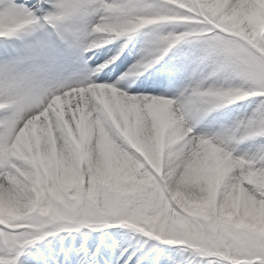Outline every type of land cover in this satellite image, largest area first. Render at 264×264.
I'll list each match as a JSON object with an SVG mask.
<instances>
[{
    "label": "snow or ice",
    "instance_id": "obj_1",
    "mask_svg": "<svg viewBox=\"0 0 264 264\" xmlns=\"http://www.w3.org/2000/svg\"><path fill=\"white\" fill-rule=\"evenodd\" d=\"M44 3L0 0V37L35 34L19 59L0 63V264H19L53 230L109 222L186 245L201 264H264V153L236 155L186 123L210 107L264 97V0ZM93 11L104 13L90 26L100 38L184 26L158 37L159 54L138 62L144 70L177 42L198 41L245 84L198 85L177 100L62 81L56 70L74 57ZM242 130L264 134V103Z\"/></svg>",
    "mask_w": 264,
    "mask_h": 264
},
{
    "label": "bare ground",
    "instance_id": "obj_2",
    "mask_svg": "<svg viewBox=\"0 0 264 264\" xmlns=\"http://www.w3.org/2000/svg\"><path fill=\"white\" fill-rule=\"evenodd\" d=\"M23 1L29 4V6L38 2V0ZM39 2L46 8L50 7V5L44 3V0H39ZM37 14L40 15L41 13L38 11ZM100 15H102L100 12L93 11L85 18L86 22L80 24L78 29L79 36L75 42L74 57L70 62L61 63L56 70L55 75L60 80L71 83L90 78L92 80H97L96 82L116 83L122 90H127L133 94L164 95L167 97H175L177 100H179L186 93V88L179 83L183 76L177 67L179 64L178 57L173 55V53L172 55H168L170 54L168 53L162 59L153 63L151 67H148L147 70H144L137 62L132 63L135 60L133 43L137 38L136 36L132 35L130 38L124 36L115 38L113 36H108L100 38L97 37V34L91 31L90 26L97 22ZM45 29L48 31L51 30L48 25H45ZM45 29H42V32H44ZM34 35L35 34L32 32L22 31L18 35L0 37V47L4 48L3 53L0 54V63L13 62L19 59L20 55L25 52L27 45L33 42ZM93 37L97 38L90 44L89 41L92 40ZM121 48L122 51L120 52ZM5 53H7V55ZM113 57H115V59H112ZM130 58H132V61L126 62ZM166 59L176 60L177 62L169 64ZM188 67L189 71L194 70L193 65H188ZM72 71L78 73L80 75L79 78L72 77ZM188 80L189 82H186L188 84H194L196 82L194 81V75L193 78L188 75L186 81ZM141 84L147 85L148 87L137 89V86ZM180 86V91L176 90V88H179ZM134 90L136 91L134 92ZM187 117L188 116H186V123H188ZM194 131H196V128ZM106 229L112 228L107 227ZM78 236H80L81 240H83V244L80 247L82 249L81 259L85 261H89L92 258V261L97 260L96 255L94 257H90L91 255L87 252V248L92 245L93 248H91L93 251L96 252V250L100 248V250L105 251L106 253L105 256H101V264H113L111 256L113 251L116 249L115 245H110L109 249H106L105 245V239L112 236L109 238H111V240L114 239L121 246L122 251L125 247H129L130 250L140 253V256L136 260V264H147L149 262V258L141 255L147 253L154 247L156 248L155 258H158L157 264H198L200 262V259H197L196 257L192 260L193 263L191 261H187L184 257H182L183 254L180 253L179 249L173 254L162 257L161 250L163 251V249H167L165 248V245H162L161 247V245L155 243L151 237L146 236L144 233L139 232L132 227H116L115 229H112V232L108 235V237L101 231L89 232L83 227L79 230H73V228L63 230L54 237L46 236L43 239L45 242L36 240L34 242L35 247L40 249L36 250V254L41 255L44 244L53 239L62 242L64 240V242L70 244L75 242V239ZM86 243H88V245H86ZM29 247L30 246L28 245L26 249H29ZM71 248V246H68L66 249L62 250L63 255L61 256L63 259L57 264H81L75 261L76 256L72 253ZM45 253L46 252L41 255L43 258L37 257L36 259V256H34L32 252H30L28 257H26L25 251L23 250L22 254L19 256V264H24L26 259H29L31 264H55L51 259L54 255L46 257ZM185 253L187 254V251ZM179 254H181V256ZM79 255L80 254H78L77 257H79ZM175 255L177 256L175 257ZM182 258H184V262L180 263L179 260Z\"/></svg>",
    "mask_w": 264,
    "mask_h": 264
},
{
    "label": "rangeland",
    "instance_id": "obj_3",
    "mask_svg": "<svg viewBox=\"0 0 264 264\" xmlns=\"http://www.w3.org/2000/svg\"><path fill=\"white\" fill-rule=\"evenodd\" d=\"M17 3H26L23 0H16ZM109 3H116V4H124L127 0H107ZM159 2H163V0H159ZM44 7V6H43ZM47 9L46 7H44ZM103 14V12H100ZM94 24V23H93ZM185 28L183 25L180 24H158V25H149L145 26L141 29H138L136 32L133 33L136 36V40L133 43L134 47V57L135 60L132 62H140L142 60L151 59L153 56L158 55V46L156 41L159 36L166 34L170 31H184ZM132 34V33H131ZM129 34V35H131ZM127 35L126 37H128ZM125 37V36H124ZM115 51V49H114ZM113 51V52H114ZM170 53V54H168ZM175 55L179 58V64L177 65L178 69L182 73L183 78L179 83H181L186 90L194 88L196 86L200 87H215V88H226L229 86H237L245 84L243 81L234 71L229 68H225L221 66V62L215 56H205L203 51V46L198 41H179L177 44L172 46L167 53H165L162 57L166 54L168 55ZM109 54V53H108ZM105 57V56H104ZM133 58V57H132ZM132 58L128 59L126 62L132 61ZM169 64L176 63V60L166 59ZM168 65V64H167ZM188 65H193L194 70L189 71ZM191 76L194 81V84H188L186 82L187 77ZM182 86V87H183ZM183 87V88H184ZM181 86L176 88V90L180 91ZM175 93V92H173ZM177 94V93H175ZM182 94V93H180ZM180 97V96H179ZM264 103V97L261 96H249L241 100H237L234 102H227L222 103L218 106L210 107L208 110L196 115L195 117L189 115L187 117L188 123L196 128V132L198 134H205L209 136H213L218 139H223L227 142L228 147L233 150L234 154L242 155L245 157H252L258 156L261 153H264V134H260L258 131L254 134H246L243 129V124H246L249 117L254 116L261 104ZM243 122V124L241 123ZM84 229H87L89 232L91 231H101L105 236L111 234L112 229L116 227H130L119 222H109L108 224H96L93 227L82 226ZM80 227V228H82ZM107 227H111L112 229H106ZM80 228H73V230H79ZM69 230V229H64ZM55 232L54 235H47V236H56L60 231L63 230H53ZM66 232V231H65ZM145 234V233H144ZM146 235V234H145ZM147 236V235H146ZM39 239L45 242L43 239ZM112 237V236H109ZM105 239L106 249H109V246L114 244L115 250L112 254L113 264H136L137 258L140 256L139 252L130 250L129 247H125L122 251L121 246L111 238ZM149 237V236H148ZM114 238V237H113ZM51 239V238H50ZM155 243L161 245H165L163 251L161 250L162 257L166 255L173 254L180 250V253L183 254L187 261H191L196 257L200 259L198 264H201L203 258L197 256L193 249L187 247L186 245L182 244H168L165 243L163 240H156L154 237H151ZM35 242V241H34ZM29 245V249H24L25 256L28 257L30 252L36 259L38 256L36 254V250H40L35 247V243ZM83 244V240H81L80 236L76 237L75 242L73 243H66L62 241H58L56 239L51 240L48 243L44 244L43 251L46 250V253L49 255H54V258L62 255V250H60V246L68 247L71 246L72 253L76 256L77 262L81 264H101L102 258L101 256H105V251L97 250L96 252H92L91 256L94 257L99 256V261H84L80 260L81 257V245ZM88 245V243H86ZM93 248V246L91 245ZM33 249V250H32ZM155 250L156 248H152L147 253L142 254L146 258H149V262L147 264H157L158 258H155ZM122 251V252H121ZM183 251V252H182ZM187 251V254L185 253ZM130 253V254H129ZM79 255V257H77ZM186 254V255H185ZM181 256V254H179ZM185 255V256H184ZM177 255H175L176 257ZM184 258H182L180 263L184 262ZM29 262H28V261ZM128 260V261H127ZM101 261V262H100ZM127 261V262H126ZM57 262V261H53ZM193 263V262H192ZM24 264H31L29 259L24 261Z\"/></svg>",
    "mask_w": 264,
    "mask_h": 264
}]
</instances>
